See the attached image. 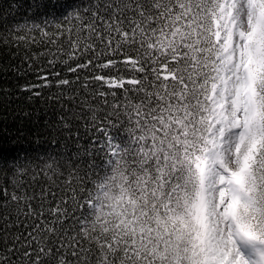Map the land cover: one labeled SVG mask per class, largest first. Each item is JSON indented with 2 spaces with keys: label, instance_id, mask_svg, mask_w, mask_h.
<instances>
[{
  "label": "snow or ice",
  "instance_id": "1",
  "mask_svg": "<svg viewBox=\"0 0 264 264\" xmlns=\"http://www.w3.org/2000/svg\"><path fill=\"white\" fill-rule=\"evenodd\" d=\"M31 7L0 24L48 66L20 90L104 113L82 150H0V264H264V0Z\"/></svg>",
  "mask_w": 264,
  "mask_h": 264
},
{
  "label": "trees",
  "instance_id": "2",
  "mask_svg": "<svg viewBox=\"0 0 264 264\" xmlns=\"http://www.w3.org/2000/svg\"><path fill=\"white\" fill-rule=\"evenodd\" d=\"M34 11L31 0H0V24L31 23ZM37 51L39 46L0 44V150L7 155H53L90 147L91 138L99 135L91 114L104 113L91 88L82 89L78 83L64 89L52 86L40 89L39 97L20 90L35 82L36 69L48 70L44 58L39 63L26 59Z\"/></svg>",
  "mask_w": 264,
  "mask_h": 264
}]
</instances>
